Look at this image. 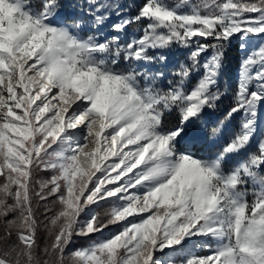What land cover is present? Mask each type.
Returning <instances> with one entry per match:
<instances>
[{"label": "snow or ice", "instance_id": "obj_1", "mask_svg": "<svg viewBox=\"0 0 264 264\" xmlns=\"http://www.w3.org/2000/svg\"><path fill=\"white\" fill-rule=\"evenodd\" d=\"M130 7L0 0V264H264V0Z\"/></svg>", "mask_w": 264, "mask_h": 264}, {"label": "trees", "instance_id": "obj_2", "mask_svg": "<svg viewBox=\"0 0 264 264\" xmlns=\"http://www.w3.org/2000/svg\"><path fill=\"white\" fill-rule=\"evenodd\" d=\"M123 3L126 5H131L129 11L130 14L135 12V5L142 3V0H122ZM241 53L238 50V43L236 41L233 42V44L229 47H227L224 55V65H223V70H222V75H221V84L222 86H229L232 87L235 85L236 81V72L239 64V57ZM228 101L225 100L224 104L227 105ZM171 119H175V117H171ZM40 178H47V174ZM49 206L51 207V201H49ZM104 209H97V211H103ZM110 229V228H109ZM95 239V237H93ZM75 243L79 245H84L86 244L87 240L77 238L74 240Z\"/></svg>", "mask_w": 264, "mask_h": 264}, {"label": "rangeland", "instance_id": "obj_3", "mask_svg": "<svg viewBox=\"0 0 264 264\" xmlns=\"http://www.w3.org/2000/svg\"><path fill=\"white\" fill-rule=\"evenodd\" d=\"M238 50H239V48H238ZM237 70H238V68H237ZM236 75H237V72H236ZM113 231H114L113 228H110V229L108 230L109 233H111V232H113ZM87 243H89V242H87ZM87 243H86V244H87ZM86 244H84V245H86ZM84 245H79V244L75 243V241H74L73 244L70 246V250L75 249V248H77V247L84 246ZM188 247H191V248H192V251L195 252V254H197V255H203V254H205L204 251H203V249L196 248L194 245H191V244H190V245H188Z\"/></svg>", "mask_w": 264, "mask_h": 264}]
</instances>
